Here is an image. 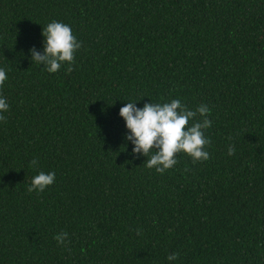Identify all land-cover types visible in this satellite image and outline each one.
<instances>
[{
	"label": "trees",
	"instance_id": "1",
	"mask_svg": "<svg viewBox=\"0 0 264 264\" xmlns=\"http://www.w3.org/2000/svg\"><path fill=\"white\" fill-rule=\"evenodd\" d=\"M53 20L70 72L28 55ZM0 67V264H264V0H0ZM172 99L208 105L209 159L158 174L118 113Z\"/></svg>",
	"mask_w": 264,
	"mask_h": 264
},
{
	"label": "clouds",
	"instance_id": "2",
	"mask_svg": "<svg viewBox=\"0 0 264 264\" xmlns=\"http://www.w3.org/2000/svg\"><path fill=\"white\" fill-rule=\"evenodd\" d=\"M42 50L35 48L28 50L30 61L35 62L43 71L56 73L64 65L67 71L72 70L75 54L82 43L73 35L69 25L59 22H49L41 32ZM41 65L43 67H41ZM8 79L5 68L0 67V86ZM138 101H127L119 109V117L125 125L124 139L132 146L131 155L146 157L143 165L163 174L177 164L176 155L184 153L193 163L209 159L206 145L210 143L205 131L211 127L212 121L208 105L201 104L194 111L188 109L179 99H172L165 103H145L137 107ZM9 110V104L0 96V121L3 114ZM199 117V118H198ZM191 121V124L189 122ZM229 156L234 154V147L229 146ZM37 161H30V167L36 166ZM55 172L38 171L31 178L28 192H43L53 185ZM68 238L67 232H60L53 236L57 245H63ZM169 262L177 259L172 253L166 257Z\"/></svg>",
	"mask_w": 264,
	"mask_h": 264
}]
</instances>
